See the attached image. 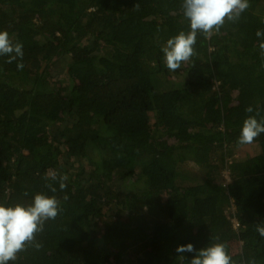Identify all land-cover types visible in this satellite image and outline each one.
I'll use <instances>...</instances> for the list:
<instances>
[{"label":"trees","instance_id":"1","mask_svg":"<svg viewBox=\"0 0 264 264\" xmlns=\"http://www.w3.org/2000/svg\"><path fill=\"white\" fill-rule=\"evenodd\" d=\"M182 3L0 0V31L23 43L25 65L0 56V203L44 192L62 209L36 235L42 248L8 264H190L195 253L177 247L217 237L232 264H264V133L260 153L234 156L243 121L264 116V0L210 38L198 33L195 55L170 71L162 47L190 31ZM190 160L203 179L184 183ZM165 193L167 206L156 199Z\"/></svg>","mask_w":264,"mask_h":264},{"label":"clouds","instance_id":"2","mask_svg":"<svg viewBox=\"0 0 264 264\" xmlns=\"http://www.w3.org/2000/svg\"><path fill=\"white\" fill-rule=\"evenodd\" d=\"M249 7V0H183V15L190 22V31L181 30L162 47L167 68L176 71L183 62H188L195 55L194 45L197 43L198 33L210 38L214 31L221 30L226 20L237 22ZM256 36L261 38L259 49L264 59V30L258 29ZM23 55V43L11 39L7 30L0 31V56H8V63L20 58L17 69L23 70ZM245 111L253 113L254 109L248 106ZM262 133L264 116L256 110L254 115H249L243 121L237 142L240 145L252 144ZM49 178L55 180L57 175L53 173L46 177ZM67 179L66 175L59 177L61 190L67 187ZM51 191L55 193L56 188L52 187ZM24 194L27 195V192ZM61 210L58 199L44 192L35 194L33 202L29 205L17 203L14 206H6L0 203V264L15 261L17 254L27 246L42 248L43 245L36 240V235L43 232L45 222L55 220ZM256 231L264 237V225L257 224ZM176 251L181 255L186 252L195 253L190 264H232L227 242H221L218 237L214 243L198 251L192 243L180 245Z\"/></svg>","mask_w":264,"mask_h":264},{"label":"rangeland","instance_id":"3","mask_svg":"<svg viewBox=\"0 0 264 264\" xmlns=\"http://www.w3.org/2000/svg\"><path fill=\"white\" fill-rule=\"evenodd\" d=\"M56 70H58L59 72L57 74L55 72L53 73L54 75L51 77V81L53 82L54 85L60 86L61 82H66L67 74L62 66H59V68L57 67ZM169 76H170V80L172 81H177V82L181 81V77L174 72H171ZM151 117H152L151 118L152 124H155V119L153 118V115H151ZM260 151H261V145L260 143L256 142L236 148L234 151V156L243 159L248 156L258 154L260 153ZM87 165L88 164H86L85 166ZM182 168L183 169H182L181 178L183 179L184 183H193L195 181H199L203 179V172L201 170V167L197 165L195 162L191 160L187 161L184 164H182ZM218 179L222 181L224 184H227L230 181L229 172L226 169H222L220 175L218 176ZM156 199L162 205L167 206L166 193L162 194L161 196H158ZM234 210L235 207L231 206L230 211H234ZM233 222L235 223V225H237V220L235 218H233ZM241 245H242L241 241L234 239L231 242L232 253L235 254L237 252H240ZM131 256H133L132 252H131Z\"/></svg>","mask_w":264,"mask_h":264}]
</instances>
